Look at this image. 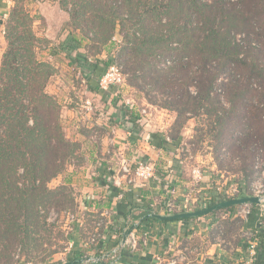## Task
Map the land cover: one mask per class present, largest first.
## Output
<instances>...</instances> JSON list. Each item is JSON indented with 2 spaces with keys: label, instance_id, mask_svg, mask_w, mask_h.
Segmentation results:
<instances>
[{
  "label": "trees",
  "instance_id": "obj_1",
  "mask_svg": "<svg viewBox=\"0 0 264 264\" xmlns=\"http://www.w3.org/2000/svg\"><path fill=\"white\" fill-rule=\"evenodd\" d=\"M58 1L69 12L70 24L82 33H72L71 45L62 43L65 51L82 48L86 38L108 53L113 47L117 50L116 59L109 56L102 64H95L96 75H103L115 61L129 76L131 85L144 92L150 103L177 113L179 119L172 128L175 132L167 136L152 132L151 144L178 150L184 140L178 129L180 118L215 113L221 134L230 131L233 146L244 152H235L236 157L251 163L250 170L246 164L227 173L243 178L246 186L260 176L261 156L256 153L264 152V147L255 143L260 141L264 145V95L240 93L229 107L225 101L233 86L240 88L245 84L260 91V87H253L257 82L260 86V81L250 55L256 56L255 51L263 48L259 47L264 37V11L250 12L253 8L248 4L252 0ZM33 22V16L24 8L15 6L9 12L5 27L7 48L0 64V259L8 262L13 261L19 248L21 254H28L38 242L41 228L48 222L47 207L66 206L70 199L79 209L76 194H66V184L49 186L65 170L78 143L66 137L61 122L62 106L46 90L56 69L50 60L38 56L39 44L44 39L34 31ZM238 35L243 37L239 39ZM87 85L94 92L105 93L98 80H88ZM129 119L135 123L138 116L129 112ZM233 146H223L229 150H223L222 155L228 157L226 154ZM219 169L226 171L222 165ZM228 199L231 198L214 197L208 206ZM132 203H126L123 215L139 221H128L120 238L108 244L106 252L98 254L101 256L96 264H116L105 257L114 253L131 230L149 226L153 221H169L159 219L158 207L146 201ZM252 205L248 218L259 212L257 203ZM236 206L212 213L228 212ZM136 211L138 215L134 214ZM131 254L132 250L120 248L118 261L129 263ZM68 256L65 262L54 264L81 257L76 253Z\"/></svg>",
  "mask_w": 264,
  "mask_h": 264
},
{
  "label": "crops",
  "instance_id": "obj_2",
  "mask_svg": "<svg viewBox=\"0 0 264 264\" xmlns=\"http://www.w3.org/2000/svg\"><path fill=\"white\" fill-rule=\"evenodd\" d=\"M0 5L4 9L7 4L0 0ZM69 38L67 35L65 40ZM54 56L51 55L50 60L56 70L48 88L62 103L61 118L66 137L79 144L63 173L54 179L57 185L66 184L75 189L79 211L85 214L84 218L77 214L76 221L67 225L68 254L76 253L81 255L78 258H86L76 264H96L101 256L98 254L106 252L108 244L120 238L128 221H139L135 217L126 219L123 215L127 202L135 205L146 201L159 208L165 199L164 179L169 173H174L176 191L173 196L178 202L187 196L193 200L217 197L235 182L240 183L242 194H249L243 178L219 169L215 161L208 163L200 159L189 164L180 149H164L151 144L150 133L168 134L172 121L165 116L168 112L164 109L135 100L132 105L125 104L127 98L121 99L125 91L110 98L111 93L90 90L87 81L98 80L95 64H102V58L93 61L81 54L69 63L68 59L64 62L63 58ZM74 61L78 71L70 77ZM84 98H90L89 105H85ZM129 112L138 116L137 122L129 119ZM123 157L132 166L140 159L150 160L154 164L155 177L134 185L117 186L115 180ZM238 206L221 216L211 212L192 219L153 221L149 226L142 225L137 229L139 244L132 251L130 262L118 261L116 264H264V223L259 224L260 213L243 218L240 223L234 222ZM106 212L109 213L108 224L102 229V236L91 242L97 220ZM91 213L94 219L87 218ZM235 223L239 228L236 232L231 227ZM220 226H225L223 231ZM252 233L257 241L254 253L249 249ZM259 246L261 251H258Z\"/></svg>",
  "mask_w": 264,
  "mask_h": 264
},
{
  "label": "rangeland",
  "instance_id": "obj_3",
  "mask_svg": "<svg viewBox=\"0 0 264 264\" xmlns=\"http://www.w3.org/2000/svg\"><path fill=\"white\" fill-rule=\"evenodd\" d=\"M2 1L6 2L7 5L6 7H4V9L0 5V31L5 29L6 21L9 18V12L13 10L15 6H19L20 8H24L25 10H27L33 16L34 31L36 32L38 36L44 39L42 43L39 44L41 47L40 50L38 51V56L40 59L44 58V60L45 59L50 60L51 58L50 56L55 55L54 56L55 58H63L64 62H66V60L68 59L69 60L68 62L71 63L73 62L71 61L72 58L76 60L77 56L81 57V54L82 55L85 54L86 57L88 56L87 57L88 60H93V61L96 58H102V60L103 59L106 60L109 56L113 57L114 60L116 59L115 58L116 51H117L116 49L114 50L112 47V51L108 53L107 50L102 49L99 46L92 45V43H90L89 39L87 38L84 39L82 48L77 49V48L71 47V50H68V52H66L69 56L66 55L62 43L65 44L69 42L71 45L72 35L76 34V35L82 36L81 35L82 33L79 29H76L73 25L70 24L69 12L63 9V7L61 6L58 0H2ZM248 1L249 0H247V3ZM258 2H259L258 0H252V2L248 4V5H251V7L253 8V10H251L250 12H255V11L257 12L258 10L264 11V0H260L259 5L255 6V4ZM67 35H70V38L65 40ZM118 37L121 38L119 35ZM6 48H7L6 37L5 36L3 38L0 37V64H1L2 56ZM259 48H261L259 51H255L256 56L255 54L253 55L252 53L251 55L253 56L251 57L250 55V59L253 60L251 62L255 63V66L257 67L256 71H257L259 81H260V86L257 82V86L253 85V87H256V88L260 87V89H258L260 91L251 89L247 87L245 84L239 85L240 88H238V86H233L229 90L228 97H230V100L228 97H225L227 107L231 106L232 101L235 100L236 97L239 99L238 96L240 93L243 95H251V94L259 95L262 92V95H264V37L260 39ZM72 53H73V57H70ZM115 63L116 62L113 61L111 64L115 65ZM71 67L72 68L74 67V69H72V72L69 73L70 77L78 71L76 69L77 63L75 64V61L73 64H71ZM125 77H126V82L124 84L115 85L112 88L104 92L113 94L110 97V98H113V97H116L117 94H120L121 92L125 91V96H122L121 98L122 100H124L125 97L127 98L125 100V104H131V103H135V101L137 102L140 101V102L149 103L150 105L153 106V104L150 103L146 99L144 92L138 90L137 88L131 85L128 79L129 76L125 75ZM49 82L47 83L46 90L50 94H52L48 88ZM80 92L81 91H79V93ZM83 92H82V95L86 97L87 93H83ZM88 94L92 96V94L90 93ZM52 95L56 97V99L60 103L57 95H54V94ZM84 100H85V105L90 104V101H89L90 98H86V99L84 98ZM60 104L62 106V103ZM210 109L212 110V108ZM164 110L168 112V114L165 113V116L168 118V120L172 121L170 123L171 125L169 127L168 133L175 132V130L173 131L172 128L175 122H177V119H179L178 115L175 111H171L168 109H164ZM221 112H219L218 114H221ZM169 114H173V116H169ZM61 115H62V111H61ZM216 120L217 118L215 116V113H206V114L199 113L198 115H194L193 117L189 119H186V117L180 118V121H179L180 126L178 127V129L181 130L184 136L182 146L179 147L181 155L185 159L188 160L189 164H193L195 160H200V159H203L202 160L203 162L206 161L208 163H209V160L215 161L216 164L217 162H219V164L222 165L224 170H226V173H227V170L235 172L239 170L243 165H246V164H247L246 167H248L250 170V167L248 166V164L249 165L251 164L250 160L247 162H243L240 158L236 157L238 155H236L235 152H241L240 148L238 149L237 146L236 147L233 146L232 140L230 139V131L227 130L226 132L225 130V132L221 134V127L218 124H216L217 122ZM61 122L63 124L62 118H61ZM225 145L229 147L233 146L230 152L232 153V155H229L230 153L226 154V156L228 157H225L222 155L223 150L224 151L229 150L227 147L223 149V146ZM255 145H258V146L262 145L264 147V145L261 144L260 141L255 143ZM255 145L253 144V146ZM242 153L244 152H241V154ZM249 155L251 156L250 152H249ZM256 156L258 157L261 156L260 158L261 162L258 166H262V170L260 171V176L255 181H253L250 184V186L246 187L248 190L251 189L253 184L260 183L264 179V176H263L264 152L262 153L260 152L259 155H257L256 153ZM235 157L237 160H235ZM196 162H199V161H196ZM220 165L217 164L218 168ZM230 174L234 175L232 173ZM49 186L57 187L58 185H57V182L53 179L52 181H50ZM65 186H66V189H65L66 194L69 197H75L74 195L75 189L69 185H65ZM46 211L48 212V215H49L48 222L45 225V227L43 226L41 228L39 240L37 243H34V245L32 246L33 249L28 248L30 251L28 254H21V252L19 251L20 250L19 248L17 252L18 254L16 253V255L13 256L14 257L13 261L11 260L8 262L5 259H0V264H54L56 262H62V261L65 262L68 259L69 256L67 255L69 254H68L67 248L69 247V239H68L67 225L72 224V221L74 220L76 221L77 214L79 218L80 217L84 218L85 214L81 213L78 209V206H76L75 203H72L70 199H68L66 206L64 205L63 207H47ZM69 212L75 215L74 220H72V218L69 216L68 214ZM79 213H81L82 215ZM223 213L224 212H219L218 216H221ZM235 214H236V218L234 219V222L237 221L238 223H240L243 217L238 215L237 212ZM92 217H93L92 213L89 216H87V218L89 219H92ZM238 223L231 225V227H233L234 232L239 230ZM226 224L227 223H225V225ZM224 228L225 226H220L221 231H223ZM107 258L111 259L110 257H107Z\"/></svg>",
  "mask_w": 264,
  "mask_h": 264
},
{
  "label": "built area",
  "instance_id": "obj_4",
  "mask_svg": "<svg viewBox=\"0 0 264 264\" xmlns=\"http://www.w3.org/2000/svg\"><path fill=\"white\" fill-rule=\"evenodd\" d=\"M236 1V0H233ZM6 34L5 29L0 31V37H4ZM239 39L243 35H238ZM254 45L259 46L258 42H253ZM225 79L228 80V75H224ZM126 82L125 74L123 73L121 67L115 63V65H109L106 72L98 77L99 87L103 91H107L115 85H121ZM257 86V84L255 83ZM196 172V170H195ZM264 176V170H263ZM155 177L154 173V164L148 159H140L137 161V164L131 165L127 158L123 157L121 162V168L118 176L116 177L115 183L117 186L122 187L124 184H137L139 182L150 181ZM164 188L166 190L165 199L162 200L157 210L160 214L172 215L181 211H194L202 208H206L209 205V202L212 198L204 196L203 198H198L193 200L190 196H187L184 201H179L175 199L173 194H175V183H174V173H169L164 179ZM241 185L239 182L231 183L229 186L225 187L219 196L221 198H239L244 196H257L259 198L258 210H259V224H263L264 217V179L262 182L253 184L251 189L248 190L249 194H242ZM142 199L139 200L141 202ZM222 201V200H221ZM253 209L252 202H246L240 204L236 210L237 214L242 216L244 219L248 218V215ZM69 216L74 220L75 215L73 213H68ZM109 215L108 212L101 214V217L98 218L96 223V230L92 234L91 242L99 239L102 236V229L108 224L106 217ZM126 229V227H125ZM255 234H251V239L249 241V249L254 253L257 248V241L254 238ZM253 238V239H252ZM139 244V236L137 229L131 230L127 236L114 248V253L109 256L113 261L118 262L119 259V250L120 248H128L130 250H136ZM250 264V263H247Z\"/></svg>",
  "mask_w": 264,
  "mask_h": 264
},
{
  "label": "water",
  "instance_id": "obj_5",
  "mask_svg": "<svg viewBox=\"0 0 264 264\" xmlns=\"http://www.w3.org/2000/svg\"><path fill=\"white\" fill-rule=\"evenodd\" d=\"M246 202H254V203H259V198L257 196H242L239 198H232V199H228V200H223V201H219L216 204H213L211 206H208L206 208H202V209H198V210H194V211H185V212H179L176 214H172V215H158V218L161 220H177L180 218H187V217H191V216H203V215H207L211 212H213L215 209H219V208H223V207H227V206H232V205H239V204H243ZM86 258H78L76 260H72L69 262H66L65 264H76V263H81L85 260Z\"/></svg>",
  "mask_w": 264,
  "mask_h": 264
}]
</instances>
